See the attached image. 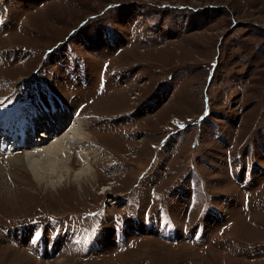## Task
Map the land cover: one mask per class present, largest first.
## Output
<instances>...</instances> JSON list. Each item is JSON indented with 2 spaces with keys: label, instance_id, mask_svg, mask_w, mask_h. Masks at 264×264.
I'll return each mask as SVG.
<instances>
[{
  "label": "rangeland",
  "instance_id": "rangeland-1",
  "mask_svg": "<svg viewBox=\"0 0 264 264\" xmlns=\"http://www.w3.org/2000/svg\"><path fill=\"white\" fill-rule=\"evenodd\" d=\"M63 101L91 175L39 184L7 126ZM59 263L264 264V0H0V264Z\"/></svg>",
  "mask_w": 264,
  "mask_h": 264
},
{
  "label": "bare ground",
  "instance_id": "bare-ground-1",
  "mask_svg": "<svg viewBox=\"0 0 264 264\" xmlns=\"http://www.w3.org/2000/svg\"><path fill=\"white\" fill-rule=\"evenodd\" d=\"M59 104L57 109L44 110L43 108L42 111L29 114L30 117L26 121L24 119L9 121L8 128L6 127L10 131L8 136L15 141L16 146L13 151L19 148L18 143L26 150L24 154L22 153L23 155H16V163H23L39 184L46 183V175L54 176L68 168L70 163L67 159L72 157L74 148L84 165L82 173L87 177L91 175L90 152L93 150L95 153V149L92 146H83L88 136L82 114H77L78 109L72 108L73 106L68 102L63 101ZM2 145L5 146V144ZM63 154L68 156L65 157ZM94 157L98 159L99 154ZM58 183L51 182L53 185Z\"/></svg>",
  "mask_w": 264,
  "mask_h": 264
}]
</instances>
